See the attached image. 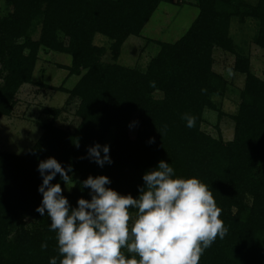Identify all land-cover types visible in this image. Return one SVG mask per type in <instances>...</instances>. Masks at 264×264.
Here are the masks:
<instances>
[{
    "label": "trees",
    "instance_id": "16d2710c",
    "mask_svg": "<svg viewBox=\"0 0 264 264\" xmlns=\"http://www.w3.org/2000/svg\"><path fill=\"white\" fill-rule=\"evenodd\" d=\"M4 2L9 11L0 16V117L13 112L19 88L34 82L41 48L68 54L70 63L58 66L78 79L71 88L52 87L68 95L74 122L56 125L67 109L50 108L51 119L38 123L41 133L24 155L0 150V264L59 260L47 211H36L42 201L38 164L49 157L71 168L68 188L59 174L51 183L61 184L72 207L81 197L91 199L81 184L89 176L105 175L107 187L137 197L143 174L163 160L176 177L206 184L222 210L227 234L199 264H264V78L252 72L249 55L230 33L233 20L251 19L252 42L264 51V0H196L189 27L173 42L155 40L158 50L144 68L118 63L121 47L129 36H141L160 3L173 0ZM96 35L108 47L94 43ZM108 48L116 62L102 60ZM214 49L233 54V70L244 75L237 109L228 115L234 128L227 141L201 129L205 108L223 115L213 101L226 90V80L212 68ZM184 113L196 117L194 128L186 126ZM95 144L109 146L111 164L101 167L89 157Z\"/></svg>",
    "mask_w": 264,
    "mask_h": 264
},
{
    "label": "clouds",
    "instance_id": "9594fccd",
    "mask_svg": "<svg viewBox=\"0 0 264 264\" xmlns=\"http://www.w3.org/2000/svg\"><path fill=\"white\" fill-rule=\"evenodd\" d=\"M182 119L195 127V116L184 113ZM109 151L108 145L95 144L88 155L103 167L112 163ZM38 171L42 201L36 211L41 216L47 211L58 243L59 260L53 257L50 264H199L204 251L228 231L208 186L196 177H176L163 160L143 174L137 197L107 187L111 181L105 175L89 176L81 184L91 199L79 198L76 207L60 183H51L59 174L67 185L71 168L49 157L39 162Z\"/></svg>",
    "mask_w": 264,
    "mask_h": 264
},
{
    "label": "rangeland",
    "instance_id": "374dc122",
    "mask_svg": "<svg viewBox=\"0 0 264 264\" xmlns=\"http://www.w3.org/2000/svg\"><path fill=\"white\" fill-rule=\"evenodd\" d=\"M196 0H173L172 3H160L144 26L141 36H129L121 47L117 62L130 67L144 68L150 57L158 50L155 40L173 42L189 27L197 14ZM9 7L0 0V16L8 13ZM256 26L251 19L239 24L232 21L230 33L245 54L250 57L251 70L264 78V51L252 42ZM38 35V30L34 38ZM94 43L108 47L107 40L96 35ZM213 70L226 80V90L222 96L214 95L213 101L223 111L221 117L217 111L205 108L202 114L201 129L223 141L233 137L234 123L228 115L235 113L243 86L244 75L236 73L232 66L234 55L221 49L213 51ZM104 62H114L109 48L102 56ZM115 61V62H116ZM70 56L66 53L39 51L38 61L33 73V83L23 84L15 95L16 105L10 115L0 117V150L24 155L41 133L38 123L49 121L50 108H66L56 119V125L65 127L75 121L72 113L74 105H68V95L52 87L71 88L78 77L68 76V70L58 66L68 65ZM231 70V74H229ZM47 85V86H45ZM70 184L66 185L68 188ZM135 214V211H133Z\"/></svg>",
    "mask_w": 264,
    "mask_h": 264
}]
</instances>
